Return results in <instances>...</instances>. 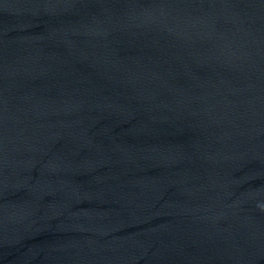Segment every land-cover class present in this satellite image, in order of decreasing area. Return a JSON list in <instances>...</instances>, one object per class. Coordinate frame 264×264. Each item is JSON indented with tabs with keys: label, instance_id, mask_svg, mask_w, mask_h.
<instances>
[{
	"label": "water",
	"instance_id": "obj_1",
	"mask_svg": "<svg viewBox=\"0 0 264 264\" xmlns=\"http://www.w3.org/2000/svg\"><path fill=\"white\" fill-rule=\"evenodd\" d=\"M0 264H264V0H0Z\"/></svg>",
	"mask_w": 264,
	"mask_h": 264
}]
</instances>
